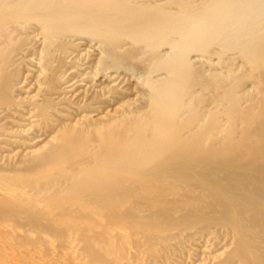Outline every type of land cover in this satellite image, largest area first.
<instances>
[{"label":"bare ground","instance_id":"bare-ground-1","mask_svg":"<svg viewBox=\"0 0 264 264\" xmlns=\"http://www.w3.org/2000/svg\"><path fill=\"white\" fill-rule=\"evenodd\" d=\"M0 264H264V0H0Z\"/></svg>","mask_w":264,"mask_h":264}]
</instances>
